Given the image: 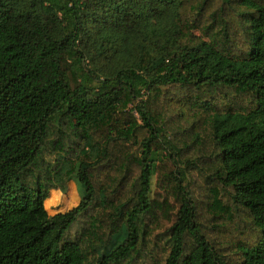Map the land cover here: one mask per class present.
<instances>
[{
    "label": "trees",
    "instance_id": "trees-1",
    "mask_svg": "<svg viewBox=\"0 0 264 264\" xmlns=\"http://www.w3.org/2000/svg\"><path fill=\"white\" fill-rule=\"evenodd\" d=\"M0 264H264V0H0Z\"/></svg>",
    "mask_w": 264,
    "mask_h": 264
},
{
    "label": "rangeland",
    "instance_id": "rangeland-1",
    "mask_svg": "<svg viewBox=\"0 0 264 264\" xmlns=\"http://www.w3.org/2000/svg\"><path fill=\"white\" fill-rule=\"evenodd\" d=\"M136 116H138V114ZM191 153L193 152L191 151ZM47 159L52 163L54 162L53 155H48ZM196 173H198V171ZM196 180L197 185L193 187V194L196 198H199L200 202L206 203L212 196L210 190L211 185L205 183L200 176H196ZM66 184L65 190L60 188L49 190V195L45 200V207L49 214L65 212L79 204L84 192V187L73 179L68 180ZM225 198L226 197H224V199ZM231 205L233 206V208H231L232 212H224V218L219 220H213L214 213L212 210L209 213L204 212L203 214L205 229L212 233L213 238H217L226 244L234 238L251 235L254 230L250 222L245 219L243 209L237 208L233 203Z\"/></svg>",
    "mask_w": 264,
    "mask_h": 264
}]
</instances>
